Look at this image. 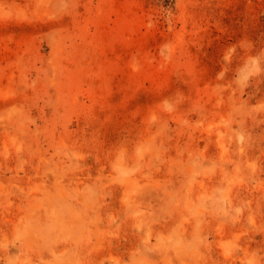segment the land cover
<instances>
[{
    "label": "rangeland",
    "instance_id": "374dc122",
    "mask_svg": "<svg viewBox=\"0 0 264 264\" xmlns=\"http://www.w3.org/2000/svg\"><path fill=\"white\" fill-rule=\"evenodd\" d=\"M0 264H264V0H0Z\"/></svg>",
    "mask_w": 264,
    "mask_h": 264
}]
</instances>
